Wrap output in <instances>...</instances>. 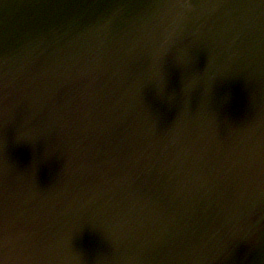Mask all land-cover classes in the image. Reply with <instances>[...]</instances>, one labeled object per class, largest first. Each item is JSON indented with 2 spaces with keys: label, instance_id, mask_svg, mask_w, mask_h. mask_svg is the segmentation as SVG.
I'll list each match as a JSON object with an SVG mask.
<instances>
[{
  "label": "water",
  "instance_id": "water-1",
  "mask_svg": "<svg viewBox=\"0 0 264 264\" xmlns=\"http://www.w3.org/2000/svg\"><path fill=\"white\" fill-rule=\"evenodd\" d=\"M0 264H264V0H0Z\"/></svg>",
  "mask_w": 264,
  "mask_h": 264
}]
</instances>
